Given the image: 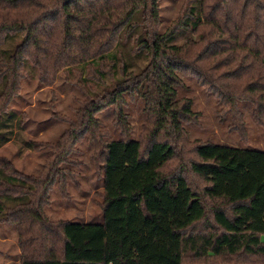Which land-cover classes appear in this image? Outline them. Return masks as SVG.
Masks as SVG:
<instances>
[{
    "label": "trees",
    "instance_id": "obj_1",
    "mask_svg": "<svg viewBox=\"0 0 264 264\" xmlns=\"http://www.w3.org/2000/svg\"><path fill=\"white\" fill-rule=\"evenodd\" d=\"M159 1L0 0V121L24 79L52 85L62 71L98 89L69 143L91 136L96 113L126 93L144 98L150 122L138 138L126 128L100 142L104 221L44 224L20 264H264V149L198 141L187 165L165 171L193 115L183 76L216 95L233 127L244 126L241 100L264 126V0H184L165 31ZM18 135L0 132V147ZM59 150L61 160L73 151ZM186 170L206 181L203 193ZM34 181L0 159V220L38 215L46 190Z\"/></svg>",
    "mask_w": 264,
    "mask_h": 264
},
{
    "label": "rangeland",
    "instance_id": "obj_2",
    "mask_svg": "<svg viewBox=\"0 0 264 264\" xmlns=\"http://www.w3.org/2000/svg\"><path fill=\"white\" fill-rule=\"evenodd\" d=\"M183 1H159L161 31H165L177 17ZM137 17L139 14H135L134 18ZM187 33L179 37V41L185 40ZM144 65L139 63L137 67L141 70ZM183 79L185 83L179 87V97L192 101L193 115L190 121L183 122L185 139L179 143L177 155L165 171H178L183 162L187 165L195 157L194 146L198 141L264 149V126L254 116L251 101L239 102L244 126L233 127V117L221 113L222 104L212 91L202 86L196 77L183 76ZM86 90L68 80L62 71L52 85H41L38 77L26 78L10 103V110L0 121V132L13 125L19 132L16 139L0 147L1 161L9 162L17 174L35 178L34 184L39 192L46 190L41 207L34 209L38 215L29 214L22 223L14 220V216L0 220V264H20L28 251L26 243L44 237L47 229L44 224L57 229L61 222L68 220L83 223L104 221L100 142L104 138H120L121 129L126 128L131 129L132 137L138 138L143 126L150 123L149 111L143 97L126 93L122 104L107 105L96 113L100 127L95 128L91 136L87 134L71 144L64 136L84 131L85 127L79 125L84 113L82 103L91 92L98 91L95 86ZM21 116L23 120L18 123ZM96 132L101 135L98 144L92 138ZM29 141H33L34 148L27 147ZM62 147L73 150L68 160L60 158L63 155H59V148ZM186 173L196 189L203 193L206 181L190 170ZM46 179L52 182L46 184ZM206 202L209 208L214 203L209 198Z\"/></svg>",
    "mask_w": 264,
    "mask_h": 264
}]
</instances>
